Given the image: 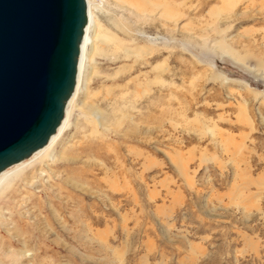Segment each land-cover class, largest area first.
<instances>
[{
	"label": "rangeland",
	"instance_id": "1",
	"mask_svg": "<svg viewBox=\"0 0 264 264\" xmlns=\"http://www.w3.org/2000/svg\"><path fill=\"white\" fill-rule=\"evenodd\" d=\"M89 10L63 131L0 190V264H264V0Z\"/></svg>",
	"mask_w": 264,
	"mask_h": 264
},
{
	"label": "water",
	"instance_id": "2",
	"mask_svg": "<svg viewBox=\"0 0 264 264\" xmlns=\"http://www.w3.org/2000/svg\"><path fill=\"white\" fill-rule=\"evenodd\" d=\"M88 23L87 0H0V173L57 132Z\"/></svg>",
	"mask_w": 264,
	"mask_h": 264
},
{
	"label": "bare ground",
	"instance_id": "3",
	"mask_svg": "<svg viewBox=\"0 0 264 264\" xmlns=\"http://www.w3.org/2000/svg\"><path fill=\"white\" fill-rule=\"evenodd\" d=\"M87 1H88L89 23L87 25L85 37H84L83 44H82L81 57H80V62H79V73H78V79H77V86L79 85V77H81V74L83 73V69H84V67H83V58L85 57L87 45L89 43V31H90V28H91V26L93 24V21H92V18H91V13H90V10H89L90 0H87ZM77 86H76L75 92L73 93L71 99L69 100V102L67 104L65 117H64L61 125L59 126L57 132L50 138L49 142L44 147H42L41 149L37 150L30 157L22 160L21 162L13 165L11 167V168L15 167L14 169H16V170H13L11 168H7L6 170H4L3 172L0 173V190L4 189L5 187L11 186L16 179L21 177L22 175H20V174L25 172L27 167L31 164L34 156H36L41 151L52 147L55 144V142L60 137V135H61V133L63 131V127H64L63 125H64V123H65V121L67 119V112L69 110L70 104L72 103V101L74 100V98L77 95V92H78L77 91L78 90ZM68 117L69 118L71 117V113L69 114ZM69 118H68V120H69Z\"/></svg>",
	"mask_w": 264,
	"mask_h": 264
}]
</instances>
